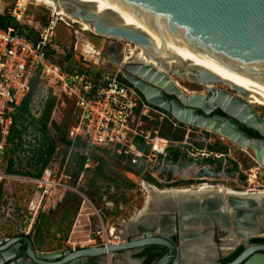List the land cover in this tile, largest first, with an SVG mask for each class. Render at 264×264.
I'll return each instance as SVG.
<instances>
[{"label": "water", "instance_id": "95a60500", "mask_svg": "<svg viewBox=\"0 0 264 264\" xmlns=\"http://www.w3.org/2000/svg\"><path fill=\"white\" fill-rule=\"evenodd\" d=\"M51 1L63 8L70 20L87 24L97 36L139 48L165 72L163 75L154 66L140 63L125 66L121 72L123 80L149 106L179 125L205 132L217 131L221 139L239 149H248L252 160L264 166V122L251 112V106L238 98L245 94L243 89L199 68H184L182 64L177 69L169 68L162 57L165 48L161 43H156L149 34L122 26L107 14H97L88 5L77 0ZM110 1L151 30L165 34L204 58L264 86V0ZM184 74L188 82L209 88H205L204 94L187 96L169 80L172 76L186 81ZM217 84H226L236 96L216 89ZM241 129L256 137L246 135ZM220 185L216 183L212 185L213 190L208 191L196 189L175 195L156 194L154 199L150 196L134 221L128 219L127 226L121 227L117 245L37 253L27 238H14L3 246L4 240L0 241V252H8L4 250L15 244L14 249L10 248L11 252L0 257V264L10 260L8 264L23 263V260L15 259L20 253L27 258L24 264H106V261L110 264L109 256L149 246L167 250L151 264H183L187 259L202 258V255L190 258L185 248L192 242L195 245L202 243L205 251L212 244L214 228L219 236L218 245L230 246L231 251L238 247V240L246 246L250 239H263L264 193L227 192L224 188L217 189ZM158 192L163 193V190ZM175 221L177 234L174 232ZM176 239L178 247L175 248ZM15 247L20 251L15 252ZM177 251L184 259L179 257L172 262ZM105 253L110 255L103 258ZM111 264H115L114 261ZM228 264H264V245L247 246Z\"/></svg>", "mask_w": 264, "mask_h": 264}, {"label": "rangeland", "instance_id": "374dc122", "mask_svg": "<svg viewBox=\"0 0 264 264\" xmlns=\"http://www.w3.org/2000/svg\"><path fill=\"white\" fill-rule=\"evenodd\" d=\"M15 2L16 0H0V6L3 10H6L12 8ZM23 3L25 11L19 23V26L23 27V31L27 28L28 22L32 27L38 29L46 23L50 15L52 18H56L52 45L55 46L57 53L52 59L64 69L69 68V62H74L81 70L89 74H114L119 71L118 76L121 77V72L125 66L137 65L133 58L121 65V61L124 60L127 52L133 46L120 40L104 38L82 31L80 25L71 23L65 17L55 15V10L37 4L33 0H26ZM87 49H93V53L98 52L100 57L98 66H93L91 62H83L80 54L82 53V56L86 54L84 51ZM67 56V61L63 62V59ZM169 78L186 95L204 94L205 92L204 86L192 84L172 76ZM214 87L236 96L229 91L226 85L217 84ZM48 93L50 95L49 90L38 84L35 93L32 95L33 103L37 105L39 97L42 94L47 97ZM59 103L60 101H54L51 116L52 120L57 123L62 121L66 110L70 109L65 101L62 104ZM33 108L32 110H35ZM251 112L264 122V108L252 104ZM153 118H157L160 122L164 117L154 115ZM169 120L173 121L171 118ZM182 127L184 136L181 142L184 143L178 144L177 148L178 151L184 154V158L179 160V163L168 172V175L167 171L161 173L158 177L161 183L167 180H189L195 183L198 182L197 178H204L202 180L204 182L201 183H219L225 189L235 192L262 190V187H264V167L252 160L251 152L248 149H239L232 143L221 139L215 133L204 132L200 129L189 130V127ZM148 130L157 132V129L153 128L151 124ZM215 141L225 146L226 151L224 155L220 156L221 162L218 173L213 174L212 166L206 167L205 164L201 163V159L204 157H201L200 151H204L210 158L215 159L214 155L218 156V154L208 153L205 150L206 145L211 146ZM193 144L199 145L201 150H198ZM96 152L91 151V154L98 158L96 164L99 165V170L95 172L93 167L90 173L85 174L86 184L88 183L85 196L78 191V188L81 186L83 188L85 185L74 186L75 191L81 197L73 192L65 193L56 208L46 215L38 216L42 211L38 213L31 212L30 201L32 200L34 187L25 182V177L5 173L11 179L3 183L0 191V241L7 238L24 237L30 242L34 252L37 253L69 252L104 244H118L121 227L141 210L147 194L142 185L141 188L137 185V177H133L131 173L134 172L130 167L121 162L119 163L118 159L111 155ZM59 154L63 155V151L61 150ZM5 158L7 157L5 156ZM69 160L70 162L68 161L66 164L65 170L71 171L73 163L71 158ZM232 164L235 165L236 172L229 174L227 172L233 166ZM3 167L4 162L1 160L0 170L3 171ZM200 170L208 171L209 174L197 177ZM239 176L243 179H240ZM127 181L133 184L130 189L124 187ZM91 182L92 185H90ZM154 187L156 186L154 185ZM51 198L52 195L50 200L45 203L48 209L54 205ZM76 198L80 200L78 204L75 202ZM44 211L46 212L47 209ZM36 240L40 244L35 246ZM238 243H241V241L238 240ZM222 249L228 248L215 245L214 249L209 251L210 253L206 254L208 252L207 248L203 254L204 256L209 255L212 259H223L232 252L231 249L226 251ZM139 252H144V249L138 250L135 255H131L132 261L130 262H123V253L116 256H106V258L108 257L111 260L110 264L112 261L121 264H132L136 262ZM183 264L186 263L183 262Z\"/></svg>", "mask_w": 264, "mask_h": 264}, {"label": "built area", "instance_id": "2783aa9c", "mask_svg": "<svg viewBox=\"0 0 264 264\" xmlns=\"http://www.w3.org/2000/svg\"><path fill=\"white\" fill-rule=\"evenodd\" d=\"M24 11L25 6L21 0H16L13 7L6 10L0 6V16H5L16 24L0 28V153L5 149L15 109L28 93L29 80L35 74L40 85L49 90L50 95L60 101L59 104L63 101L70 102L75 119L66 133L69 146L63 155L59 154V148H55L38 178L25 177V182L34 187L30 201L31 212L48 210L45 203L50 200L54 191L73 192L81 197L74 186L81 185L84 173L94 167L90 158L91 151L94 150L118 160L121 158V163L133 170L134 173L131 174L137 177L139 188L145 183L153 187L155 185L158 190H166L164 184L174 180L161 183L158 177L163 171H167L168 175L179 163L180 158L172 162L169 151L171 148L178 149L177 145L184 142H170L158 137L156 132L145 129L146 123L154 115H164L149 106L133 87L119 77V71L114 74H89L76 67L72 70L61 68L52 59L57 53L52 45L56 18L50 15L45 25L38 29L28 22L22 34L19 23ZM97 57V51L88 56L93 66H98ZM44 99L45 94H42L37 105L32 102L31 112L35 116ZM77 139L82 145L81 153L85 160L82 172L74 185H71V176L65 172V166ZM200 152L201 157L208 156L204 151ZM220 156L214 155V158L218 159ZM146 177L152 181H147ZM10 179L0 170V184ZM203 179L197 178L198 182H204Z\"/></svg>", "mask_w": 264, "mask_h": 264}, {"label": "trees", "instance_id": "16d2710c", "mask_svg": "<svg viewBox=\"0 0 264 264\" xmlns=\"http://www.w3.org/2000/svg\"><path fill=\"white\" fill-rule=\"evenodd\" d=\"M15 25L16 24L11 19L5 16H0V28ZM19 31L23 34V27H19ZM67 58L68 56L63 59V62L67 61ZM59 66L63 68L61 65ZM73 67L74 66H71L67 69L72 70ZM38 84H40V82L38 80L37 74H35V76H33L29 80L28 93L26 94V96H24L19 106L15 109V113L12 118V126L6 138L5 149L0 153V162L1 160H3V172L6 174L21 177L38 178L41 174L42 169L50 161L54 149L59 148L60 150L65 152V149L69 146V142L66 139V133L68 129L75 123L72 105L70 104V102L65 101L69 105L70 109L66 110L62 121L57 123L51 118L55 99L48 93L47 97H45V99L40 105L38 114L35 116L34 113L31 112V105L33 102L32 95L35 93ZM157 111L163 114L164 118L160 120V122H158L157 118H153L151 122L146 123L145 129L148 130L149 125L151 124L153 128L157 129L156 135L158 137L168 140L170 142H181L184 136V133L182 131L183 127L179 124L174 123L173 121H170V118L166 116L163 112L159 110ZM188 129L193 130L191 128ZM153 130H150V132H155ZM242 132L252 138L255 137V135L248 130L243 129ZM193 145L197 147L198 150H201L199 148V145ZM73 149L74 151L70 154V158L73 163V168L71 171H69L68 169L65 171L71 176V184L75 183L76 178L82 172V166L85 160V156L81 153L82 145L80 144L78 139L75 140L73 144ZM205 150L208 153L224 155L226 148L225 146L219 144V142L215 141L211 146L206 145ZM169 154L171 156L172 162L177 161L178 158H184V154L179 152L176 148H171ZM5 156L7 158H5ZM90 158L91 161L95 164L94 171H98L99 165L96 164L98 158L94 157L93 154H91ZM120 159L118 160L119 163L121 162ZM220 162V158L212 159L210 158V156L201 159V163L205 164L206 166L213 167V174L218 173L220 169ZM232 165L233 166L231 167V169L227 172L229 174L236 172L235 165ZM91 171L92 169L84 173L81 184L85 186L83 188L82 186L78 188V191H80V193H82L84 196L88 188V183L86 184L84 176L86 173H90ZM205 174H209V172L199 171L197 175L200 177L201 175ZM239 178L243 179L241 176H239ZM146 180L149 182L152 181L148 177H146ZM2 185L3 184H0V191ZM90 185H92V182L90 183ZM132 186L133 184L128 181L124 185V187L128 189H130ZM65 193L67 192L54 191L52 193L51 198L54 204L53 207L49 208L46 212H40L38 216L46 215L49 211H52L54 208H56L57 204L61 202ZM76 199L77 200H75V202L78 204L80 200L78 198ZM250 242L264 243V239H252ZM38 244H40V242L36 240L34 245L36 246ZM236 253L238 252H235V254ZM235 254L231 255L228 259L233 258ZM228 259H226L225 261H227ZM151 262L152 257L145 259L143 264H150Z\"/></svg>", "mask_w": 264, "mask_h": 264}, {"label": "bare ground", "instance_id": "6f19581e", "mask_svg": "<svg viewBox=\"0 0 264 264\" xmlns=\"http://www.w3.org/2000/svg\"><path fill=\"white\" fill-rule=\"evenodd\" d=\"M21 1L23 2L26 0H21ZM33 1L37 4H42L44 6L52 8L53 10H55V14L57 16L65 17L71 23H75V24L80 25L82 31L90 32L91 34L96 35L93 32V30L91 28H89V26L87 24H83L78 20H70L67 17V15L63 12V8L59 7L56 2L51 1V0H33ZM77 1L80 3H83L85 5H88L97 14H107V15L113 17V19L116 20L122 26L132 28L133 30L138 31L141 34H147V35L149 34V36H151L155 40L156 43L159 42L164 46L165 51L162 53V57L165 59L166 64L169 68L177 69V68H179V65L182 64V66L184 68L195 67V68L205 70V71L213 74L215 77L219 78L220 80L224 81L225 83L231 84L233 86H236V87L243 89L245 91V94L242 97H238V98H241L247 105L252 106V104H254V105H257L261 108H264V86L259 85L255 82H251V81L239 76V74H236L233 71L217 64L216 62H213L209 59L204 58L203 56L193 52L192 50H190L186 46L182 45L180 42L173 40V38L168 37L165 34H162V33L160 34L157 31L151 30L145 24H143L142 22H140L139 20H137L133 16L127 14L126 12H124L123 10L118 8V6H116L110 0H77ZM135 52H139V53H136L137 54L136 55ZM131 58H133L136 63L154 66V68L157 72L165 75V72H163L160 68H158L156 66V64L151 61V59H149L147 56H145V54L142 50H140L139 48H137L135 46H133V48L128 51L124 60H122V63L127 62ZM131 72H133V71H131ZM183 76L186 78V81H189V80H187L188 77L186 74H184ZM169 80L178 89L176 84L170 78H169ZM223 85H226V84H223ZM201 86H204L205 88H209L208 86H205V85H201ZM190 95H187V96H190ZM211 133H215L218 135L217 131L211 132ZM258 164L261 166L260 163H258ZM261 167H264V166H261ZM142 188L144 189V191L147 194L145 201L150 200V196L152 199H154L156 194L167 193L169 195L170 194L175 195V194H179V193H188L189 191H194L193 189L192 190H171V191H165L164 190L163 193L162 192L160 193V192H158L160 190L156 189L152 185L145 184V183L142 184ZM220 188H224V187H222L220 185V186H218L217 189L220 190ZM197 189L201 190V191H208V190H213V186L209 185V184H203V185H199V187ZM225 190L227 192H235V191H232L230 189H225ZM246 192H244V193H246ZM244 193H242V194H244ZM248 193H250V192H248ZM248 193H246V194H248ZM257 193H264V189H262L261 192H257ZM140 212H141V210L137 214H139ZM135 216H133L129 220H131V222H133ZM125 226H127L126 223L124 224V227ZM109 245H117V244H109ZM103 246L106 247L108 245L105 244ZM201 249H203V247H201ZM105 250H106V248H105ZM185 250H186V248H185ZM11 251L12 250L9 249L8 252H3V256H1V253H0V257H5V254H7ZM14 251L19 252L20 250L17 247H15ZM91 253H96V252H91ZM200 254H203V250L200 252ZM108 255H110V254L105 253L102 257L104 258ZM20 256H21V253H20ZM179 257H181V255H179L178 251H177V257L175 258V256H174L172 259V262L175 261V259L179 260ZM19 260H23V263H21V264H24L25 260H27V258L21 257L17 261H19ZM38 261H40V260L38 259ZM73 262H75V260H73ZM106 264H108L107 261H106ZM198 264H200V263L198 262Z\"/></svg>", "mask_w": 264, "mask_h": 264}, {"label": "flooded vegetation", "instance_id": "af4514ba", "mask_svg": "<svg viewBox=\"0 0 264 264\" xmlns=\"http://www.w3.org/2000/svg\"><path fill=\"white\" fill-rule=\"evenodd\" d=\"M84 52H86V54H85V56L83 55L82 56V53L80 54V56H81V58H82V60H83V62H88V63H90V61H89V59H88V56H90V55H94L95 53H93L94 52V50L93 49H87L86 51H84ZM128 53V52H127ZM97 60L99 59L100 60V57H97L96 58ZM123 63H122V61H121V65H122ZM71 66H74V67H76V68H79L74 62H69V67H71ZM168 99H170V98H168ZM215 115H217V116H221V114L219 113V112H215ZM243 129H241V131H242ZM246 130V129H245ZM252 133V132H251ZM253 134V133H252ZM255 135V134H254ZM256 137V136H255ZM254 137V138H255ZM199 184H202L201 182H195V183H192V182H190L189 180H174V181H172V182H166L165 184H164V188L166 189V190H169V191H171V190H195V189H197L198 187H199ZM206 184V183H205ZM208 184L210 185V184H212V185H215L216 183H212V182H208ZM203 185V184H202ZM188 187V188H187ZM225 189V188H224ZM262 189H264V188H262ZM165 190V191H166ZM164 191V190H163ZM249 191H247L246 193H248ZM257 192H261V191H255L254 193H257ZM241 193H244V192H241ZM161 225H163V223L161 224ZM165 225V224H164ZM163 225V226H164ZM165 226H168V225H165ZM177 230H178V224H177V222L175 221V223H174V232H175V234H177ZM178 237V236H177ZM16 238H21V237H16ZM11 239H14V238H7V239H4V242H2V244H1V246H3V245H5L7 242H9ZM211 239H212V244L211 245H209V247H208V252L206 253V254H208V253H210L209 251L211 250V249H214V246L215 245H217V246H219L218 245V241H219V236H218V233H217V229L216 228H214L213 229V233H212V236H211ZM255 239V238H254ZM264 239V238H263ZM252 239H250V240H248V242H247V245L246 246H244L243 244H242V242L241 243H239L238 244V247L237 248H235V249H233V251L232 252H230V254H228L225 258H223V259H212V258H210V256L209 255H205L204 256V254H200V252L203 250V249H201V247H203L202 246V243H198L197 245H195L193 242L192 243H190V244H188V246L186 247V250H187V252L189 253V257L191 258V257H194V256H200L201 257V255H202V258L200 259V258H198L197 260H194V259H192V260H190V259H187V261L185 262L186 264H198V262L200 263V264H228V263H231L240 253H241V251L244 249V248H246L247 246H255V245H264V243H251L250 241H251ZM3 241V240H2ZM15 245V244H14ZM14 245H11V246H9V247H7L4 251H8L10 248H14ZM174 247L176 248V247H178V240L176 239V243L174 244ZM213 247V248H212ZM224 247H227V248H229V249H222V250H230L231 249V247L230 246H227V245H224ZM9 248V249H8ZM189 248V249H188ZM196 250H195V249ZM142 249H144V252H139L138 254H137V261H138V264H143V262H144V260L145 259H147V258H150V257H152V262L151 263H153V262H155L156 260H158L159 258H161L163 255H165L166 254V252H167V250H165L164 248H160V247H155V246H149V247H145V248H142ZM137 250H141V249H137ZM217 250V249H216ZM232 250V249H231ZM23 251H24V247H23ZM193 251V252H192ZM3 252V251H2ZM2 252H0V253H2ZM203 252H204V250H203ZM235 252H238V253H236L235 254ZM233 254H235V256L233 257V258H231V259H228L231 255H233ZM194 255V256H193ZM22 256H20V254H19V256H17L15 259L16 260H18L19 258H21ZM182 260L184 259L182 256L180 257ZM226 259H228L227 261H225ZM223 261V262H222ZM225 261V262H224ZM11 262V260L10 261H8V262H6V263H4V264H8V263H10ZM12 262H14V260H12ZM150 263V264H151Z\"/></svg>", "mask_w": 264, "mask_h": 264}, {"label": "crops", "instance_id": "0c3cea01", "mask_svg": "<svg viewBox=\"0 0 264 264\" xmlns=\"http://www.w3.org/2000/svg\"><path fill=\"white\" fill-rule=\"evenodd\" d=\"M138 250H132V251H129V252H122L123 253V262H125V261H127V262H130V261H132V259H131V255H135V253L137 252ZM114 263L115 264H121V263H119V262H115L114 261ZM132 264H138V261H137V259H136V262L135 263H132Z\"/></svg>", "mask_w": 264, "mask_h": 264}]
</instances>
